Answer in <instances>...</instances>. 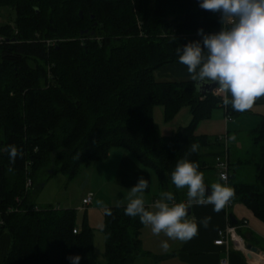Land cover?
I'll return each instance as SVG.
<instances>
[{"label": "trees", "instance_id": "16d2710c", "mask_svg": "<svg viewBox=\"0 0 264 264\" xmlns=\"http://www.w3.org/2000/svg\"><path fill=\"white\" fill-rule=\"evenodd\" d=\"M0 9L15 16L0 23V237H9L0 264H71L74 255L79 264H131L146 256L144 225L124 207L104 211L99 260L94 233L87 223L77 230L74 209L40 210L32 200L54 173L73 179L121 149L155 175L161 192L184 202L187 189L171 183L177 161L195 162L204 179L224 154V142L197 135L196 125L217 108L231 120L239 112L221 96L199 93V82L159 81L154 73L178 62V47L200 41L197 29L218 32L221 17L198 0H0ZM156 106L166 120L187 107L190 123L163 136ZM252 139L241 165L253 168V182L228 178V203H243L264 221V117Z\"/></svg>", "mask_w": 264, "mask_h": 264}, {"label": "clouds", "instance_id": "9594fccd", "mask_svg": "<svg viewBox=\"0 0 264 264\" xmlns=\"http://www.w3.org/2000/svg\"><path fill=\"white\" fill-rule=\"evenodd\" d=\"M204 10L221 13L222 27L218 32L204 34L197 29L200 41H190L176 49L178 62L185 65L193 81L211 82L230 99H224L237 112L249 109L253 101L264 96V0H198ZM197 145H191L196 151ZM9 159H15V146L7 149ZM171 183L176 189L186 188L187 203L174 202L170 191L160 194L151 205L146 206L143 193L149 181L138 179L130 188V197L124 214L138 217L140 223L153 235L161 233L168 240L187 241L197 234L198 225L189 219L187 210L193 205H212L219 211L233 196L232 188L214 184L206 188L198 165L188 159L177 161L171 173ZM206 189L208 190L206 192ZM110 214V210H106ZM201 226H206L207 218ZM160 247L167 250V240ZM71 264H79L81 257H68Z\"/></svg>", "mask_w": 264, "mask_h": 264}, {"label": "crops", "instance_id": "0c3cea01", "mask_svg": "<svg viewBox=\"0 0 264 264\" xmlns=\"http://www.w3.org/2000/svg\"><path fill=\"white\" fill-rule=\"evenodd\" d=\"M154 77L159 81L191 79L186 66L179 62L167 64L159 68L155 71ZM226 98L230 99V97H227L223 93L222 101ZM227 106L231 105L228 104ZM215 110H221L222 118L218 114L215 122L210 121V128L198 135L206 136L210 140L226 136L230 147V164L234 169L238 170L243 167L241 162L246 160L249 152L254 147L252 133L259 127L264 117V96L256 98L249 109L239 112L231 121L225 120V109H214L211 111V114ZM210 134L214 135V139L209 138ZM111 158L113 164L116 166L122 161L121 165L117 168L120 171L117 177L119 184H123L124 186L129 184L132 187L140 178L148 181H150V178L152 179L148 172L141 171L136 166V163L139 165L138 162L133 160L126 151L113 149L108 155V159ZM128 170L133 171V173ZM230 171L231 167L229 170L230 182L249 184L236 181L235 174H231ZM135 172L137 173V177L130 182L127 175L135 177ZM216 181H219V184H223L217 176L216 169L213 172L204 173V183L207 187L210 188L212 185L217 184L218 182L216 183ZM148 185L151 186L150 183ZM150 186L143 193V197L146 196L144 198L146 206L151 205L156 200L151 199L150 201ZM158 189H160L159 185ZM83 198H81V201ZM184 203H187V198ZM229 204V206L224 205L219 211H214L213 206L210 204L199 206L193 204L189 208V213L187 210V216L189 219H194L197 222L198 230L197 234L187 241L168 240L162 233L160 235H153L150 228L143 226L140 233L141 248L147 255L139 257L136 260L148 258L151 260L148 264H217L221 258H226L228 264H264V221L255 216L243 203L234 202ZM108 208L111 207L98 208V211H102L103 213V215L99 214L101 218H103L104 211ZM230 216L235 221V223L232 221L233 225L231 224ZM205 218H207V224L206 226H201L199 222ZM227 226L234 228L233 239L229 238L225 246L214 245V241L218 238V232L224 230ZM162 240H167L169 245L167 250H163L160 247ZM8 246V235H2L0 237V262L6 254ZM247 246L255 248V251L252 252Z\"/></svg>", "mask_w": 264, "mask_h": 264}, {"label": "rangeland", "instance_id": "374dc122", "mask_svg": "<svg viewBox=\"0 0 264 264\" xmlns=\"http://www.w3.org/2000/svg\"><path fill=\"white\" fill-rule=\"evenodd\" d=\"M14 18L15 16L12 11L0 9V23L11 24ZM59 41L60 40H48L47 43L53 46ZM218 114L220 115V118H222L221 110H215L211 114L210 119L200 121L196 125L195 133L198 135L208 130L210 128L209 124H211L210 121L215 122L218 118ZM153 119L158 126L160 134L165 136L170 135L180 127L187 126L190 123L191 116L188 108L184 107L172 119L166 120L163 107L156 106L153 108ZM213 137L214 135L210 134L209 138L214 139ZM129 156L135 160L131 155ZM121 163L122 161L119 165H121ZM119 165L116 166L113 164L112 158L108 159L107 157L106 160L98 161L88 168L83 169L73 179H68L67 176L61 172L54 173L51 177L44 181L41 189L35 191L32 200L36 207L40 210L51 207L74 209L75 226L77 230L81 231L83 224L87 223L94 233L93 250L99 260H102L104 252V238L101 228L103 226V218L100 217L103 213L102 211H98V208L126 206L130 197L131 186L129 184L125 186L123 184H119L117 178L120 172L117 169ZM136 166L141 171L148 172L152 177L149 181L151 186L148 185L150 186V201L151 199H158L162 192L158 189V183L153 173L149 169L142 167L140 164L137 165L136 163ZM128 171L133 173L131 170ZM230 173L235 174L236 181L246 183L253 182L254 171L252 167L243 166L237 170L231 166ZM136 174L137 173L135 172V177L127 175L130 182L137 177ZM84 182H86V185L85 187H82ZM217 182L219 183V181H216V183ZM87 193L92 194L91 205L85 209H81V198L85 197ZM145 197L146 196H144V198ZM91 210L97 212H92ZM150 262L151 260L148 258H141L131 264H148Z\"/></svg>", "mask_w": 264, "mask_h": 264}, {"label": "built area", "instance_id": "2783aa9c", "mask_svg": "<svg viewBox=\"0 0 264 264\" xmlns=\"http://www.w3.org/2000/svg\"><path fill=\"white\" fill-rule=\"evenodd\" d=\"M217 12H218V17H221V13L219 11ZM222 94L223 93L219 92L218 87H216V89L213 91V95L222 97ZM225 120L231 121V117H229L227 113L225 114ZM220 139H222L224 142V154L222 157L216 158L215 169L219 180L223 184L227 185L229 178L228 175L229 165H228V152H227L228 139L226 138V136H224L223 138L221 137ZM27 187H29V182L26 183V188ZM91 202H92V194L87 193L86 196L81 201L80 208L85 209L86 207L91 205ZM229 205L230 204L228 202L225 204V206H229ZM73 232L75 233V231ZM233 236H234V228L232 226H227V228L218 232V238L217 240L214 241V245L225 246L227 244V240H229V238L233 239ZM217 264H228V262L226 258H221Z\"/></svg>", "mask_w": 264, "mask_h": 264}, {"label": "water", "instance_id": "95a60500", "mask_svg": "<svg viewBox=\"0 0 264 264\" xmlns=\"http://www.w3.org/2000/svg\"><path fill=\"white\" fill-rule=\"evenodd\" d=\"M79 15L81 16V13L79 12ZM87 31H85L84 33H86ZM217 86H215L214 84H212L211 82H204V83H198V91L201 94H205V93H213V91L216 89ZM86 182H84V184L82 185V187H85ZM206 188H209L206 186ZM208 190L206 189V192ZM188 213H189V209H188ZM230 220L233 221L232 216H230ZM233 223H235V221H233ZM248 249H251L252 252L255 251V248H251L250 246H247Z\"/></svg>", "mask_w": 264, "mask_h": 264}]
</instances>
